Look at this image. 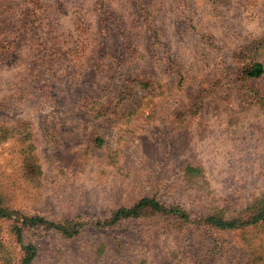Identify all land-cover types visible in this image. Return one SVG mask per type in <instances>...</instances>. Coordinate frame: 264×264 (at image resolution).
I'll list each match as a JSON object with an SVG mask.
<instances>
[{"label": "rangeland", "instance_id": "374dc122", "mask_svg": "<svg viewBox=\"0 0 264 264\" xmlns=\"http://www.w3.org/2000/svg\"><path fill=\"white\" fill-rule=\"evenodd\" d=\"M253 61L264 0H0V264H264L209 222L264 201ZM147 196L187 217L109 221Z\"/></svg>", "mask_w": 264, "mask_h": 264}, {"label": "trees", "instance_id": "16d2710c", "mask_svg": "<svg viewBox=\"0 0 264 264\" xmlns=\"http://www.w3.org/2000/svg\"><path fill=\"white\" fill-rule=\"evenodd\" d=\"M264 72V66L259 61H253L251 65L247 68L246 73L250 77H258ZM262 201V200H261ZM260 205L257 208L253 209V215L250 216L249 219H229L225 218L224 216L220 215H212L209 218V222L213 225H216L218 228L221 229H232L236 226H242L244 224L248 223H255L257 221H264V201L261 202ZM8 210L6 208H3L0 206V215L1 216H7ZM160 212L168 215H174L179 216L182 219H185L187 217V213L182 210L181 208L174 207V206H165L162 204L158 199L155 197H143L139 201H137L133 206L131 207H120L117 210H115L111 216L110 222H116L117 220L121 218H128L131 216H140L142 214L146 213H155ZM42 217H29L24 220V223H28L30 225H34L40 222H43ZM18 231L20 233V230L18 228ZM76 232V230H75ZM74 232H70L69 234H72ZM30 252L24 257L22 260V264H30L32 261L33 256L35 255V247L32 245L29 247Z\"/></svg>", "mask_w": 264, "mask_h": 264}]
</instances>
